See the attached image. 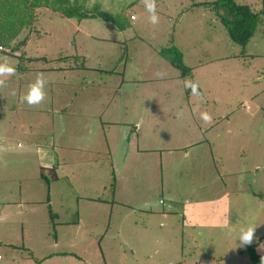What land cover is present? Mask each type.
I'll return each instance as SVG.
<instances>
[{"label":"rangeland","instance_id":"obj_1","mask_svg":"<svg viewBox=\"0 0 264 264\" xmlns=\"http://www.w3.org/2000/svg\"><path fill=\"white\" fill-rule=\"evenodd\" d=\"M213 1L156 0V11L159 16L157 25L149 22V14L141 0H88L84 7L86 11L94 10L96 7L97 12L111 19V22L115 20L118 23L121 19L128 28L135 30L138 38L144 43L154 44V46L160 44L163 46L161 48L171 45L180 55H183L187 62L192 58L188 63L199 62L202 65H211L208 70L210 77H212L211 74L218 72L215 64L223 69L227 66L225 70L230 86L235 88V85H238L239 94L245 96L244 99L235 103L234 108L238 112V121L246 127L250 122L246 116L251 113L257 116L258 113L254 108L258 103H264L261 97L264 96V69L259 70V65H264V24L257 26L244 48H240L227 39L225 30L220 27L213 13L200 4L191 6L194 2L207 4ZM233 2L247 5L252 10L260 7L259 0H233ZM48 15L45 10L37 13L36 26L41 32V39L32 38L30 44L24 49L23 56L43 55L47 59L57 53L54 52L53 47L60 48L61 43L65 44L68 40H70L69 43L77 42L82 38L88 66L98 63L102 70L104 66L114 67L117 75L101 72L97 76V85L94 84L92 89L90 87L81 90L73 88L66 90L69 92L65 96H69L70 100V96H74L73 93L86 92L85 94L90 96L89 101L99 100L103 104L112 102L111 96H115V107L111 106L110 110L115 112L116 123L131 129L128 124L132 118L129 113L130 108L123 109L128 102L122 101L120 94L125 89H133V86L126 84L129 80L132 84L135 83L134 79L137 77L135 66H140V59H136L139 55L133 51L144 45L136 44L124 36L117 37L115 32L108 29L110 24L105 23L106 21L99 19L85 21L82 26H79L80 33L76 35L75 21L62 18L63 21H60V17L51 18L53 16ZM130 15L136 17L134 23L128 20ZM143 18H145L144 21H142ZM99 24L107 26L106 29L100 28ZM13 55L0 53V59L6 57L10 63L16 64L17 61ZM172 55L167 52L164 57L169 60ZM79 61L81 60L78 58L76 64L80 63ZM21 62L23 64L21 67L30 63L24 60ZM39 64L44 65V63L35 65ZM237 69L241 72L240 74L237 73ZM256 71H258V78L254 75ZM191 72L193 73V69ZM155 73L153 72L152 76ZM83 75L91 78L92 73L85 71ZM165 76L169 75L165 74ZM15 78L16 81L11 77L7 79V87L0 88V96L4 94L12 96L10 93L13 89L19 92V95L24 92L22 86L26 87L28 82ZM188 79L194 81L192 76ZM121 80H123L119 86L121 92L114 95L119 90L113 89V84L119 85ZM57 90V85L51 86L52 92ZM252 94H256L259 102L252 100ZM87 103H89L88 100L81 98L78 101L73 100L71 107ZM73 110L74 113L77 112L76 108ZM67 111H70V108ZM94 112L95 115H100L101 110L95 109ZM103 112L106 114L105 111ZM201 114L195 116L196 119ZM56 117L53 118L55 122L52 129L58 128V117ZM39 119L42 117H12L9 121L1 123L0 133L12 138L28 137L29 132L33 133L30 127H34ZM257 120H260V117ZM25 122L31 126L26 128ZM232 124H236L234 115L230 126ZM115 127L118 130V126ZM24 129L26 132L21 133ZM44 132L35 131L33 140L36 144L43 145L42 141L48 142L45 139L53 140L52 137L49 138L48 135L43 134ZM104 132H108L107 127L104 128ZM172 132L173 129L164 131L165 134H172ZM259 134L264 136L262 130ZM123 135L114 131L105 134L110 148H115L114 152H111L113 154L112 175L104 172L102 164L93 153V148L85 147L83 150V172L82 177H78L77 183H81L82 188L89 191L92 198L97 196L103 202L96 205V209H90V212L86 211L87 208L84 209V226L77 229L78 238L81 236L82 242L80 239L74 241L71 248L80 260L78 264H262L264 261V180L259 179L257 174L264 173L256 174L252 171L250 174L251 153L248 148L249 140L244 133L241 143L238 141L239 133L233 134L236 137V142L234 139L233 141L237 145V150L242 147V143L244 145L246 142L244 164L241 166L239 160L229 158L236 154L234 147L226 149L227 155L222 154L214 161L211 168V170L213 167L218 169L219 178L212 173L195 175L189 170L194 166L182 157L181 149L174 148L167 142L164 135V146L151 148L147 150L148 152L138 146L144 152L142 151L139 155L137 162L134 164L135 158H128L127 161H123V165L120 161L134 153L133 148L127 147L134 146L136 134L127 132L125 138L122 137ZM52 136L56 137L58 134L53 132ZM137 136L140 138V134ZM103 137L104 134L101 133V139ZM128 139L133 140L131 145L126 143ZM57 141L59 138L55 142ZM92 141V138L84 136L85 143H92ZM250 143L254 151L259 149L260 154L264 155L262 144L259 147L252 141ZM99 157L102 161L103 156L99 155ZM261 157L264 158V156ZM113 160H115L114 163ZM233 162L238 164L237 167L232 165ZM217 163L223 166L215 165ZM234 167L238 170L237 173L232 172ZM240 168L245 170L243 174ZM42 175L50 179L48 172ZM0 180H9V178L6 179L3 175ZM84 203L88 204L87 201ZM209 216L215 217V220L209 221ZM49 226L53 227L50 223ZM249 227L254 228L253 238L250 244L243 245L240 241L241 230ZM61 230L65 232L67 229L63 227ZM52 233L53 231L49 232V238H52ZM66 247L68 246L58 244L59 249ZM17 252V257L25 256L21 250L18 249ZM19 262L16 261L17 264ZM56 264L68 263L57 261Z\"/></svg>","mask_w":264,"mask_h":264},{"label":"crops","instance_id":"obj_2","mask_svg":"<svg viewBox=\"0 0 264 264\" xmlns=\"http://www.w3.org/2000/svg\"><path fill=\"white\" fill-rule=\"evenodd\" d=\"M47 13L49 17L53 16L51 18L59 17L56 14ZM130 17L133 19L130 20L128 17V20L134 23L136 17L131 15ZM91 20L95 19L76 20L74 24L76 35L80 33L81 27L79 28V26H82L85 21ZM144 20L145 18L142 19V21ZM121 21L119 19L116 23L118 28L110 25L108 29L115 32L117 37L123 38L124 36L136 44L144 45V47L140 46V49L133 51L139 55L136 59H140V66H135V74H137L134 79L135 83L132 84L130 80L126 82L129 86H133V89H125L120 94L119 86L123 80L119 82V85L113 84L112 87L119 90L114 95L120 94L121 100L128 102L123 109L130 108L129 113L132 118L128 124L131 129L116 123L115 112L110 110L111 106L115 107V96H111L113 101L106 102V104L99 100L89 101L90 96H87L86 92L73 93L74 96H70V100L69 96H65L69 92L66 90L73 88L81 90L90 87L92 89L94 84L97 85V76L101 72H105L107 75H117L114 72V67L104 66V71L98 63L88 66L82 38L77 42L69 43L70 40H68L65 44L61 43L60 48L53 47L54 52L57 53H54L50 58L46 59L43 55L26 57L28 59L24 61L30 63L25 67L18 68V61L14 57L17 61L15 64L17 74L11 77L14 81L17 77L29 84L35 79L36 73L43 72L49 80V84L45 89L47 93L45 101L36 106L30 107L27 104H21L18 99L19 92L16 97L5 94L0 96V126L2 122H7L12 117H42L35 122L34 127H30L31 124L25 122V127H30L33 130V133L29 132L28 137L12 138L0 133V179L3 175L6 179L9 178V180H0V264H17L16 261H20L22 264H56L57 261L78 264L80 260L71 248L74 241L80 239L82 242V237L78 238L77 229L84 226V209L87 208L86 211L90 212V209H96V205L103 202L97 196L92 198L89 191L83 189L81 183H77L78 177L81 178L83 172V150L85 147L93 148V153L102 164L104 172L112 175L113 154L111 152H114L115 148H110L109 143L106 142L105 134L113 133V131L114 133H123L122 137L124 138L127 132L136 134L134 146L127 147L128 149L133 148L134 153L127 155L120 161L121 163L127 161L128 158H135V164L143 150L164 146L165 136L167 142L174 148L181 149L182 157L194 166L193 169H189L190 171H193L195 175L212 173L217 178L220 177L218 169L213 167L211 170V168L214 161L222 154L227 155L228 150L226 149L234 147L236 154L229 158L239 160L241 166L244 164L246 142L244 145L242 143V147L237 150L236 137L233 135L239 133L238 141L241 143L244 133L246 139L249 140L248 148L251 153V155L248 153L252 165L250 174L252 171L256 174L257 172L264 173V158L261 157L264 155L260 154L259 149L254 151L250 143L252 141L259 147L262 144V148H264V136L259 134L260 130L264 132V103H258L254 108L258 113L257 116L251 113L246 116L248 118L245 117L250 122L248 126H243L238 121V112L234 105L245 96L239 94L238 85H235V88L230 86L225 70L227 66H224L223 69L215 64L218 72L211 74L212 77H210L208 70L211 65H202L199 62L197 64L188 63L192 58L187 62L183 55H180L181 62L186 67L193 69L191 76L199 84L200 95H193L190 89L184 87L185 79L178 77L176 69L168 62L169 60L158 54V50L163 46L142 42L135 30L128 28ZM99 27L106 29L107 26L99 24ZM220 27L222 26L220 25ZM32 38L39 40L41 36ZM30 41L26 46L30 44ZM78 58L83 64L81 67H79V63L76 64ZM131 59L130 56V63ZM37 63H44V65L36 66ZM262 69H264V65H259V70ZM85 71L89 74L92 73L91 78L84 77ZM157 71L169 76L164 75L163 78L152 76L153 72ZM257 72L254 73L256 77ZM237 73L241 72L237 69ZM235 78L238 80L236 76ZM52 85H57L56 92L51 91ZM26 87L22 86L23 91L26 90ZM251 97L253 101L257 100L256 94H252ZM261 97L264 99V96ZM81 98L88 100L89 103L75 105L74 108L77 112L74 113L71 103L73 100L78 101ZM257 101L259 102V100ZM68 108L70 111H67ZM95 109L101 110L100 115L94 114ZM178 113H182V115L178 116ZM200 113L209 114L211 122L205 123L201 119V115L196 119L195 116ZM233 115L236 124L230 126ZM54 116L58 117V128L52 129L55 122ZM258 117L260 120H257ZM115 126H118V130L115 129ZM106 127L108 132L105 133L104 128ZM171 129H173L172 134L164 133ZM36 130L39 132L46 130L43 134L48 135L49 138L52 137L53 140L45 139L48 142L42 141L43 145L36 144L33 140ZM25 132V129L21 131V133ZM53 132H56L58 136L53 137ZM101 133L104 134L103 139H101ZM137 134H140V138ZM84 136L92 138V143H85ZM58 138L59 141L55 142ZM132 141L128 139L126 143L131 145ZM41 148L47 150V155L42 157L39 154ZM187 150H189L188 153H186ZM99 155L103 156L102 161H100ZM215 165L223 166L219 163ZM232 165L237 167L238 164L233 162ZM235 171L237 173L238 170L235 167L232 168V172ZM244 171L243 168H240L242 174ZM44 172H48L50 179L42 175ZM255 173L254 175H256ZM257 175L259 179L264 180V174ZM13 185L16 187H12ZM101 189L104 190V187L101 186ZM84 201H87L88 204L85 205ZM209 217V221L215 220V217ZM49 223L53 227L49 226ZM63 227L67 229L65 232L61 230ZM50 231H53L52 238H49ZM59 243L68 247L59 249ZM18 249L25 254L24 257L16 256Z\"/></svg>","mask_w":264,"mask_h":264},{"label":"trees","instance_id":"obj_3","mask_svg":"<svg viewBox=\"0 0 264 264\" xmlns=\"http://www.w3.org/2000/svg\"><path fill=\"white\" fill-rule=\"evenodd\" d=\"M87 1L0 0V53L17 54L13 56L18 61V68L23 66L21 60L28 59L23 56L25 46L32 37L41 36L36 26L37 13L41 10L56 14L65 20L99 19L118 28L115 20L111 22V19L97 12L96 7L94 10L86 11L84 5ZM259 3L260 7L256 10L250 9L247 5L236 4L233 0H214L207 4L194 2L191 6L200 4L206 7L225 30L227 39L232 44L244 48L257 26L264 24V0H259ZM167 52L173 54L169 57V63L178 71V77L190 78L192 69L182 64L180 53L174 47L169 45L158 50L161 57ZM78 65L81 67L83 64L80 61ZM252 258L254 259L253 256Z\"/></svg>","mask_w":264,"mask_h":264},{"label":"clouds","instance_id":"obj_4","mask_svg":"<svg viewBox=\"0 0 264 264\" xmlns=\"http://www.w3.org/2000/svg\"><path fill=\"white\" fill-rule=\"evenodd\" d=\"M142 4L145 7V10L149 14V22L152 25H157L159 23V16L156 11V0H141ZM18 63V62H17ZM17 74V67L15 64L9 62L8 58L0 59V88L7 87V79L13 77ZM155 75L158 78H163L165 73L157 71ZM49 84V80L47 79L45 73L38 72L35 75V79L30 82L26 90L19 95V102L21 104H27L28 106H36L42 104L46 97L47 93L45 91L47 85ZM184 87L191 90L193 95L199 96V84L196 81L191 79L184 80ZM13 97L17 96V92L13 89L10 93ZM182 115V113H178V116ZM201 119L205 123L211 122V116L207 113L201 114ZM39 154L43 157L47 155V150L44 148L39 149ZM254 228L249 227L246 230L242 229L240 234V241L243 245H248L251 243L253 238ZM264 264V261H262Z\"/></svg>","mask_w":264,"mask_h":264},{"label":"built area","instance_id":"obj_5","mask_svg":"<svg viewBox=\"0 0 264 264\" xmlns=\"http://www.w3.org/2000/svg\"><path fill=\"white\" fill-rule=\"evenodd\" d=\"M130 18V20H132L133 19V17H129ZM0 51H1V47H0Z\"/></svg>","mask_w":264,"mask_h":264}]
</instances>
